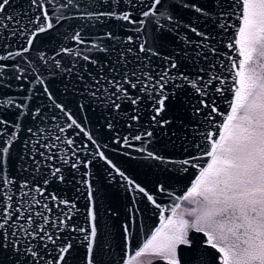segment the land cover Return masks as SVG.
Masks as SVG:
<instances>
[{
    "label": "snow or ice",
    "instance_id": "obj_1",
    "mask_svg": "<svg viewBox=\"0 0 264 264\" xmlns=\"http://www.w3.org/2000/svg\"><path fill=\"white\" fill-rule=\"evenodd\" d=\"M149 209L136 257L264 264V0H0V264H128Z\"/></svg>",
    "mask_w": 264,
    "mask_h": 264
},
{
    "label": "water",
    "instance_id": "obj_2",
    "mask_svg": "<svg viewBox=\"0 0 264 264\" xmlns=\"http://www.w3.org/2000/svg\"><path fill=\"white\" fill-rule=\"evenodd\" d=\"M220 108L223 111H227V104L223 102V100L220 101ZM219 119V118H218ZM200 165H205V160H200L198 162ZM122 167L126 168L128 172L136 178L138 181H146L150 180L151 176L147 175V169L140 167L136 161H129L127 164H123ZM93 171L96 172L97 177L102 175L101 172L94 169ZM197 172V169L195 168H189L188 173H183L182 175L189 177L191 179H194L195 173ZM190 183V179L186 180L185 184H175L173 187V192L175 196H180L183 194V190L185 189L186 185ZM100 189V197H99V203L98 208L102 219V224H106L108 227V230L112 232V234L115 236L117 233V230L119 228V225L123 223L124 221V213L126 211L125 206L129 203V196L128 193L124 191V189L118 185L113 184L107 189H105L103 186L98 185ZM69 196H75L74 192L69 191ZM86 204V201L81 198L78 201V205L81 209V212L83 213L84 206ZM172 204V201L165 198L164 204L162 206L169 207ZM109 206L117 209L120 212V216L118 217H110L105 213V208H108ZM169 213L166 211L165 215H168ZM81 222H83V218L81 217ZM160 226V220L158 214H156L155 209H149L145 211L141 218L140 223L135 231V239L133 240L131 249L127 252V255L125 256V259H129L131 256L135 254L136 251L139 250L140 247H142L143 242L147 236L151 234L152 231L155 230V228ZM117 252L119 253V249H117ZM116 259H119V254L116 256ZM148 264H162V262L159 260V258H156L149 262Z\"/></svg>",
    "mask_w": 264,
    "mask_h": 264
},
{
    "label": "rangeland",
    "instance_id": "obj_3",
    "mask_svg": "<svg viewBox=\"0 0 264 264\" xmlns=\"http://www.w3.org/2000/svg\"><path fill=\"white\" fill-rule=\"evenodd\" d=\"M154 256L144 254L140 257H136L135 254L128 259V264H145Z\"/></svg>",
    "mask_w": 264,
    "mask_h": 264
},
{
    "label": "flooded vegetation",
    "instance_id": "obj_4",
    "mask_svg": "<svg viewBox=\"0 0 264 264\" xmlns=\"http://www.w3.org/2000/svg\"><path fill=\"white\" fill-rule=\"evenodd\" d=\"M156 258H158V257H153V258H151L148 262H146L145 264H148L149 262H151L152 260H154V259H156Z\"/></svg>",
    "mask_w": 264,
    "mask_h": 264
}]
</instances>
